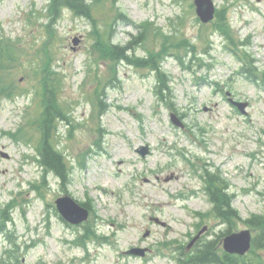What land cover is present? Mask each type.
Here are the masks:
<instances>
[{"label": "rangeland", "instance_id": "rangeland-1", "mask_svg": "<svg viewBox=\"0 0 264 264\" xmlns=\"http://www.w3.org/2000/svg\"><path fill=\"white\" fill-rule=\"evenodd\" d=\"M193 1L88 0L87 17L65 7L52 16L50 0H0V38L15 52L0 68V264L12 251L17 264H192L198 246L185 245L206 225L198 244L222 251L230 223L211 216L205 170L233 194L231 232L264 213V0H212L209 23ZM106 43L155 54L165 99L154 70L113 62ZM45 79L62 106L50 142L69 182L43 181L37 160ZM65 194L89 210L80 224L60 217L54 200ZM238 257L264 264V249Z\"/></svg>", "mask_w": 264, "mask_h": 264}, {"label": "trees", "instance_id": "trees-1", "mask_svg": "<svg viewBox=\"0 0 264 264\" xmlns=\"http://www.w3.org/2000/svg\"><path fill=\"white\" fill-rule=\"evenodd\" d=\"M88 0H50L49 8L51 10L52 16L57 13L59 7L70 8L73 13L76 15H85L90 17L89 14V4ZM221 14L218 16L220 18ZM141 35L136 37V39H140ZM11 41L6 38V40H2L0 38V68L1 63L3 61L11 62L15 58V52L13 51V45H11ZM104 54L113 60V62H117L119 60L126 61L127 63H131L134 66L141 68L143 67H150L152 70L155 71V74H158V80L155 84V93L161 99H165L166 94L169 92L170 86L167 85V75L161 70V62L160 59L157 58L155 54H150L148 57H135L130 54L132 50L131 44L127 45H119L113 43H106V45H101L99 47ZM157 58V59H156ZM48 55L44 62L47 63ZM248 70V69H247ZM246 70V71H247ZM246 77H250L246 74ZM5 85L2 84L0 90L4 88ZM56 98V90L53 88L51 83L47 82V79L44 80L42 84V99L41 102L43 103V110H42V117L40 118V140L36 147L37 149V160L39 162L42 171L44 172L42 179L44 181L45 175L48 173H53L60 182H68L69 175L71 170L64 159L62 153L55 148L54 144H52L50 135V129L53 124L59 119L62 118V106L59 105ZM204 177V189L207 193V197L209 202L212 204L210 212L212 218L218 219L220 222L230 223L229 228L221 231L218 235L222 237L224 234L229 233L232 228L233 222L236 220H240L239 212L236 208L232 205V197L233 194L229 193L228 190V183L225 182L219 175L212 174L205 170L203 175ZM43 181L42 187L44 185ZM40 188V187H39ZM85 206L84 203H81ZM213 218V219H214ZM1 221L3 220V216H1ZM252 231H253V239H252V249L261 248L264 249V213H256L253 212L250 216L244 218L242 220ZM2 229V227H0ZM91 231V229H87L84 234H87ZM11 243L14 245L13 241ZM201 245V246H199ZM197 251L192 256L189 255L191 258L192 264H207V263H215V264H240V257L235 255H228L223 251H215L216 241H207L206 243H197ZM6 253V250H4ZM14 251L10 252V260L12 264H17V257H14ZM183 254V253H182ZM246 264H253L250 263L249 260H245ZM244 261V262H245ZM6 264V263H5ZM254 264H259L258 261Z\"/></svg>", "mask_w": 264, "mask_h": 264}, {"label": "water", "instance_id": "water-1", "mask_svg": "<svg viewBox=\"0 0 264 264\" xmlns=\"http://www.w3.org/2000/svg\"><path fill=\"white\" fill-rule=\"evenodd\" d=\"M195 3V11L196 14L199 15L200 19L203 22H208L210 19L213 18L214 14V3L212 0H194ZM73 42L76 44V40L73 39ZM236 104L241 111H244V108L246 107V103H239V102H233ZM171 119L176 125H181V122L177 119H175L174 115H171ZM138 152L141 154V156H145V154L148 152V146L144 145L138 149ZM56 206H58L59 211L61 212L62 216L65 217V219H68L69 221L73 223H78L82 220L87 219V209L83 208L81 205L76 203L70 196L65 195L63 197H59L55 200ZM202 230L199 232L201 233ZM199 233L196 235L195 239L198 237ZM250 238L251 235L249 234V230L242 229L238 232H231L229 235H227L223 239V246L224 249L227 252H233L242 254L250 247ZM195 239L193 241H195ZM192 241V242H193ZM191 242V243H192ZM190 243V244H191ZM189 246V245H188ZM133 254H144V249H134L132 248L130 250Z\"/></svg>", "mask_w": 264, "mask_h": 264}]
</instances>
